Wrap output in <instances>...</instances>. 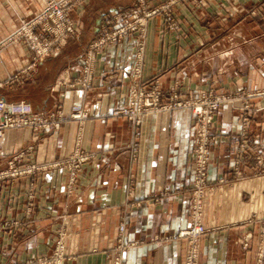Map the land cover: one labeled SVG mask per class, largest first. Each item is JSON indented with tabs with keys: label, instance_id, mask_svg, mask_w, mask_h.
<instances>
[{
	"label": "crops",
	"instance_id": "1",
	"mask_svg": "<svg viewBox=\"0 0 264 264\" xmlns=\"http://www.w3.org/2000/svg\"><path fill=\"white\" fill-rule=\"evenodd\" d=\"M164 1L150 0L149 6ZM131 3L86 0L69 12L78 26L63 49L38 62L22 83L0 88V99L6 102L25 101L33 111L45 112L60 104L63 114L57 130H5L0 171L19 153L16 166L63 160L77 137L82 152L91 155L71 193L67 172L61 169L0 182V264H27L48 255L60 225L69 232L64 264H109L120 224L123 241L134 244L124 252V264H182L184 242L176 235L188 220L193 115L189 110L148 115L135 129L129 121L109 116L126 104L131 38L100 53L88 90L68 84L77 77L79 56L95 38L102 18ZM42 8L43 0H0V40L19 19ZM173 11L176 31L164 30L161 15L146 24L142 80L154 78L162 90L174 89L182 98L206 90H264V0H204L200 7L185 0ZM30 61L31 53L20 43L2 48L0 82ZM252 106L248 136L257 141L264 137V99H253ZM77 109L88 117L72 120ZM240 109L239 103L224 104L212 119L207 168L212 190L202 217L208 231L200 239L197 264H256L258 231L264 224V172L253 154L240 164L239 174L232 170L231 142L240 129ZM247 234L251 239L243 248Z\"/></svg>",
	"mask_w": 264,
	"mask_h": 264
},
{
	"label": "built area",
	"instance_id": "2",
	"mask_svg": "<svg viewBox=\"0 0 264 264\" xmlns=\"http://www.w3.org/2000/svg\"><path fill=\"white\" fill-rule=\"evenodd\" d=\"M86 0H43V8L29 19H19L18 25L0 40V50L10 44L20 43L31 53V61L20 72L6 76L0 82L4 85L19 84L25 79L28 71L43 59L56 55L66 41L77 30V24L69 16V12ZM149 0H132L129 7L116 11L102 18L98 25L95 38L89 42L79 56L78 75L68 83L70 87L78 85L88 90L91 87L93 67L100 53L106 48H113L126 38L133 41L131 52L130 80L127 88L126 104L113 108L109 116L123 118L129 121L133 128L140 126L141 120L148 115L160 113H174L179 110H189L194 122L190 129L191 140V183L190 198L187 202V226L180 230L176 237L184 242L182 264H197L198 246L200 239L207 233L202 223L204 202L207 194L212 190L208 184L207 168L211 144L214 140L211 133L212 119L218 109L224 104L239 103L241 106L239 120L240 129L232 139L234 148L232 156L233 172L239 174L240 164L246 161L250 152L254 151L256 167L263 166V139L250 142L249 126L252 119L253 99H264V90L240 91L234 94H221L213 90L194 93L182 98L174 89L164 91L154 78L142 80L140 69L145 41V28L148 20L161 15L164 30L173 32L178 30L173 6L185 0H166L160 4L149 6ZM194 7H200L204 0H189ZM62 83V78L60 80ZM88 117L85 110L77 109L70 114L72 120L82 121ZM63 119L62 108L56 104L52 111H33L29 103L24 101L6 102L0 99V139L5 130L28 128L36 133L42 130H57ZM76 138L74 150L63 160L37 166L27 164L16 166L14 161L21 157V153L12 157L6 169L0 171V182L10 181L22 176L47 169H61L67 172V192L71 193L76 182L80 167L91 155L82 152ZM249 152V153H248ZM254 154V153H253ZM262 172V171H261ZM264 199V192L262 193ZM28 202L32 195L27 194ZM29 206H32L31 203ZM252 219L249 220L251 222ZM263 225L258 236L255 250L256 264H261L264 256L262 244ZM123 224L118 226V236L115 239L109 255V264H124L123 254L133 243H125L122 234ZM69 232L59 226L52 239V249L48 255L31 258L27 264H64L68 260L66 255V241ZM251 235L243 238L242 247L247 248Z\"/></svg>",
	"mask_w": 264,
	"mask_h": 264
},
{
	"label": "rangeland",
	"instance_id": "3",
	"mask_svg": "<svg viewBox=\"0 0 264 264\" xmlns=\"http://www.w3.org/2000/svg\"><path fill=\"white\" fill-rule=\"evenodd\" d=\"M149 2H150V0L148 1V3H149ZM130 5H131V4H130ZM62 49H63V47H62L60 50H62ZM59 52H60V51H59ZM31 70H32V69H31ZM29 72H30V71H28V73H29ZM28 73H27V75H28ZM25 79H26V77H25ZM25 79L22 80V82L25 81ZM22 82H21V83H22ZM9 85H10V84H9ZM12 85H14V83L11 84L10 86H12ZM4 86H7V85H4ZM4 86H3V87H4ZM24 102H25V101H24ZM248 132H250V130H249ZM212 137H213V136H212ZM262 139H263V144H262L263 149H262L261 151H262V153H263V155H264V137H262ZM249 140H250V142L253 141V140L255 141V139H249ZM212 143H213V142H212ZM211 145H212V144H211ZM248 153H249V152H248ZM253 153H254V154H253ZM250 154H253V155L255 156L256 153H255L254 151H252V152H250ZM250 154H249V155H250ZM254 156H253V162H255V161H254ZM262 165H263V166L261 167V169L258 168V167H257V168H258L259 170H261L262 172H264V157H263V164H262Z\"/></svg>",
	"mask_w": 264,
	"mask_h": 264
}]
</instances>
